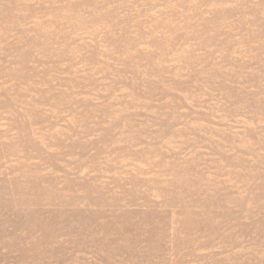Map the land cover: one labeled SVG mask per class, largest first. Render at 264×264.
Returning a JSON list of instances; mask_svg holds the SVG:
<instances>
[{
    "label": "rangeland",
    "instance_id": "374dc122",
    "mask_svg": "<svg viewBox=\"0 0 264 264\" xmlns=\"http://www.w3.org/2000/svg\"><path fill=\"white\" fill-rule=\"evenodd\" d=\"M0 264H264V0H0Z\"/></svg>",
    "mask_w": 264,
    "mask_h": 264
}]
</instances>
